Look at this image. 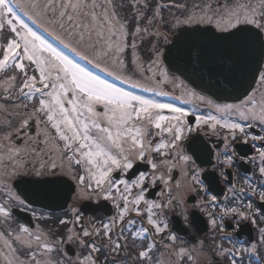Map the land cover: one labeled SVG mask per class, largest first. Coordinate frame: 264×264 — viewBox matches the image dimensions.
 <instances>
[{"label": "snow or ice", "instance_id": "obj_1", "mask_svg": "<svg viewBox=\"0 0 264 264\" xmlns=\"http://www.w3.org/2000/svg\"><path fill=\"white\" fill-rule=\"evenodd\" d=\"M0 264H264V0H0Z\"/></svg>", "mask_w": 264, "mask_h": 264}, {"label": "flooded vegetation", "instance_id": "obj_2", "mask_svg": "<svg viewBox=\"0 0 264 264\" xmlns=\"http://www.w3.org/2000/svg\"><path fill=\"white\" fill-rule=\"evenodd\" d=\"M190 107V106H189Z\"/></svg>", "mask_w": 264, "mask_h": 264}]
</instances>
